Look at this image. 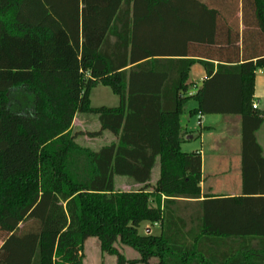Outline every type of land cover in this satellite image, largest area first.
Here are the masks:
<instances>
[{
    "label": "trees",
    "instance_id": "obj_1",
    "mask_svg": "<svg viewBox=\"0 0 264 264\" xmlns=\"http://www.w3.org/2000/svg\"><path fill=\"white\" fill-rule=\"evenodd\" d=\"M171 1L0 0V264H84L89 239L116 264H264V223L252 215L254 200L209 197L192 227L173 208L177 199L202 197L201 154L182 151L189 101L198 104L190 116H242L245 193L246 162L264 165L256 138L264 115L253 108L255 72L264 69V0H253L261 42L245 48L242 63L218 65L216 73L201 63L208 79L192 96L186 83L196 61L139 63L147 54L136 41L133 8L152 12ZM186 3L205 12V30L215 31L216 11L201 0L178 2ZM99 85L119 106H91ZM79 114L96 116L100 131L74 133ZM105 131L116 141L97 152L77 143ZM157 158L160 180L148 192ZM116 176L144 188L117 192ZM226 203L242 214L234 231L224 227L231 225ZM144 223L159 224L161 233L140 235ZM228 233L238 236L235 256L216 251ZM125 247L139 258L127 259Z\"/></svg>",
    "mask_w": 264,
    "mask_h": 264
},
{
    "label": "crops",
    "instance_id": "obj_2",
    "mask_svg": "<svg viewBox=\"0 0 264 264\" xmlns=\"http://www.w3.org/2000/svg\"><path fill=\"white\" fill-rule=\"evenodd\" d=\"M201 2L218 14L217 21L214 22L216 29L211 33L205 30V12L203 13L202 10L196 8V12L201 18V23L196 25L201 28L194 32L192 25L195 24L188 19V14L191 10H195L191 6L177 5L176 0L171 1L168 5L159 6L152 12L149 11L147 6H144L142 12L145 16L138 24V44L142 47L140 54H147V56L140 59V64L150 60L192 59L196 61V64L191 67L186 83L189 96L198 93L208 79L205 66L201 63H212L216 73L218 65L242 63L245 48L249 49L250 52L251 48L253 49L262 40L257 27L253 0H201ZM201 14H204V16L201 17ZM205 38L213 42L207 43ZM148 53H152V55L148 56ZM229 58L232 59L233 64L227 63ZM191 102L192 105L188 107L187 114L184 109V114L181 116V127L185 135L182 151L186 153L199 152L201 154L202 197L199 200L177 199V202L173 205L177 214L185 219L190 227H192V222H199L201 215L200 203L206 201L209 197L211 199L247 198L250 201L254 200V202H256V199L264 198V173L262 172L264 171V165L260 160L253 159V157L252 160L246 162L247 170L250 171L251 175L246 185L247 192H244L243 173L245 162L242 149V116L198 115L196 124L200 128L198 136L202 145L201 150L197 151L189 145V142L197 135V133L194 134V130L191 128V120L188 116L190 117L192 110L197 109L198 104L193 100L187 104ZM254 104L258 105V112L264 115V69L255 72ZM100 128L97 118L94 119L91 115L79 114L74 119L72 131L74 133H95L99 132ZM256 138L262 149L261 156L264 158V124L256 132ZM115 141L116 138L105 131L96 138L81 136L78 138L77 143L83 148L97 152ZM160 176L161 162L160 158H157L151 172V180L148 183V192H152L153 188L157 186ZM114 185L117 192H133L144 188V185L136 183L129 177L122 176L114 178ZM164 200L165 198L162 202ZM254 202L251 205L252 215L255 219L264 223V203ZM225 206V216L231 225L224 227L234 231L240 227L242 214L236 205L228 203ZM180 208L195 209L192 214L188 213L186 217L179 213ZM258 215H261V217H258ZM223 223H226V220ZM145 228L153 235L161 233L159 224H146ZM262 229H264V226ZM155 231L157 234H154ZM259 236H264V233ZM228 237L230 239L228 244L220 243L216 251L221 255L235 256L239 253V249L232 242L238 236L234 233H228Z\"/></svg>",
    "mask_w": 264,
    "mask_h": 264
},
{
    "label": "rangeland",
    "instance_id": "obj_3",
    "mask_svg": "<svg viewBox=\"0 0 264 264\" xmlns=\"http://www.w3.org/2000/svg\"><path fill=\"white\" fill-rule=\"evenodd\" d=\"M179 1H182L183 3H185L186 0H177V5H179L178 4ZM188 4H190V3H188ZM183 6H187V3L184 4ZM188 6H190V5H188ZM142 8H143V6H140V5H136L133 8V17L137 23L136 30H135L136 41H137L138 33H139L138 24H139L140 19L143 18V16H144V13L142 12ZM193 9L195 11L191 10V12L188 14V19L190 21H192L195 25L200 24L201 19L199 17V14H198V12H196V8H193ZM198 17H199V19H198ZM90 100H91V106L93 108H100V107L115 108V107L119 106V97L116 96L110 88L102 86V85H99L98 87L92 89V91L90 93ZM190 105H192V102L185 105L186 114L188 111V107H190ZM92 118L96 119L97 117L92 116ZM188 118L191 120V125H192L191 128L194 130V134L197 133V135L194 137V139L189 142V145L192 148H195L197 151H200L202 144H201V139L198 136L200 128L196 124L197 123V115L190 116V117L188 116ZM185 209H181V208L179 209V213L182 214L183 216H186L188 213L192 214L193 210L195 208H190V209L185 208ZM145 227H146V223L141 224V226L139 227L138 231H139L140 235H146L147 234V230ZM154 234H157V232L155 231ZM2 246H3V243L0 242V248ZM121 252L123 253V255L127 259L132 260V259H138L139 258L138 252H136L135 250H132L130 248L125 247V248H123V250H121ZM83 261H84V264H115L117 262V258L115 256H111L107 253H104L100 249V246H99L98 242L96 241V239H89L85 244L84 260Z\"/></svg>",
    "mask_w": 264,
    "mask_h": 264
},
{
    "label": "built area",
    "instance_id": "obj_4",
    "mask_svg": "<svg viewBox=\"0 0 264 264\" xmlns=\"http://www.w3.org/2000/svg\"><path fill=\"white\" fill-rule=\"evenodd\" d=\"M253 108H254L255 110H257V109H258V105H257V104H254V105H253Z\"/></svg>",
    "mask_w": 264,
    "mask_h": 264
},
{
    "label": "water",
    "instance_id": "obj_5",
    "mask_svg": "<svg viewBox=\"0 0 264 264\" xmlns=\"http://www.w3.org/2000/svg\"><path fill=\"white\" fill-rule=\"evenodd\" d=\"M148 234H150V231H149V230L147 231V235H148Z\"/></svg>",
    "mask_w": 264,
    "mask_h": 264
}]
</instances>
